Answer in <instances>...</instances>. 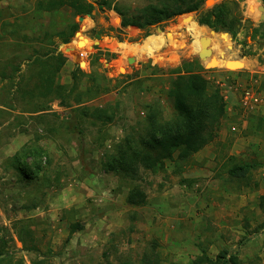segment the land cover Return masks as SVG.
Instances as JSON below:
<instances>
[{
	"label": "rangeland",
	"instance_id": "1",
	"mask_svg": "<svg viewBox=\"0 0 264 264\" xmlns=\"http://www.w3.org/2000/svg\"><path fill=\"white\" fill-rule=\"evenodd\" d=\"M160 1L163 0L116 3L133 13ZM218 1L207 4L205 0L202 8ZM22 2L0 0V20L16 23L0 25V250L1 257L6 254L0 264H34L37 254L42 256L39 264L136 262L153 245L160 264H188L201 251L214 257L224 250L236 256L238 264H264V200L260 199L264 195V114L249 116L237 102L230 108L225 101L226 113L217 126L216 137L185 161L167 159L157 171L141 169L136 179L104 167L125 134L145 120L147 104L156 103L164 118L173 115L171 70L193 58L206 61L197 56V38L189 31V20H182L185 13L151 26L146 36L139 28L132 37L137 40L133 47L125 33L121 34L123 40L109 36L91 40V45L100 48L92 49V63H97V55L101 56L99 62L104 70H111L119 83L106 99L110 119L100 122L54 99L16 90V78L12 76L19 68L26 77L25 85H30L35 81L33 68L25 58L33 51L44 52L55 41V49L68 58L76 48L75 35L88 31L86 20L93 21L91 28L97 22L115 27L120 23L119 14L113 10L97 13L93 9L91 17L82 15L83 20H78L69 8H64L31 18L17 9ZM261 3L264 5L263 0ZM258 4L257 0L241 2L242 24L234 36L214 29L212 33V28L202 25L206 29L200 36H211L213 54L223 56L222 62L203 67L202 73L211 85L220 88L224 99L227 84L241 88L238 79L224 68L237 69L242 64L230 65L227 61L252 57L264 65L263 39L259 35L252 37L253 26L264 30ZM189 13L198 23L195 12ZM72 22H78L79 28L69 38L71 47L63 49L69 43L58 42L54 31ZM14 27L16 31L12 33L10 29ZM172 31L177 32L175 38L181 44L163 42L156 49L140 50L147 37L166 36ZM83 40L78 48L88 46V40ZM127 57L132 59L127 61ZM84 67L85 64L64 67L60 76L67 80L72 70ZM217 74L224 76L225 84ZM258 85V90L264 92V82ZM41 105L48 109L39 123L38 116L27 111ZM25 145H39L46 154L37 163L39 170L30 158H24L32 165L30 177L24 178L12 165V155ZM239 162L253 164L244 179L227 174L228 168ZM133 186L145 191L143 205L126 202V194ZM76 222L82 227L70 231ZM18 232L37 252L25 249Z\"/></svg>",
	"mask_w": 264,
	"mask_h": 264
},
{
	"label": "trees",
	"instance_id": "2",
	"mask_svg": "<svg viewBox=\"0 0 264 264\" xmlns=\"http://www.w3.org/2000/svg\"><path fill=\"white\" fill-rule=\"evenodd\" d=\"M242 1L220 0L204 9L202 7L205 0H163L155 4H147L133 13L120 8L116 0H23L16 6L21 13L29 14L31 18L44 12H54L64 8H69L74 17L91 13L93 9H96L97 13L112 9L120 16V27L110 25L105 27L97 22L95 28L90 31L96 37L113 36L123 40L121 35L124 33L123 27L136 26L143 29L144 36H146L151 26L161 25L162 22H167L179 14L189 12H195L194 18L199 24L206 25L215 31H226L234 36L242 24ZM10 23L14 24H9L7 20H0L1 26L16 25L14 21ZM78 28V22H72L64 28L55 30L54 36L57 37L58 42L70 45L71 39L69 38ZM110 30L114 33L111 34ZM10 31L12 33L16 31L15 27ZM258 35L263 39L261 45H264V30L253 26L252 37ZM55 43V41L52 42L48 50L44 52L35 50L25 58L27 65L33 68L32 76L35 81L30 85H25L26 77L17 68V73L12 76L16 78H14L16 90H23L30 96L38 95L42 98L57 100L64 107L80 104L99 92L110 90L111 86L98 82L91 74H87L80 68L71 71L69 84L61 83L58 74L66 61V56L63 51L55 49ZM98 57L99 55L96 58ZM202 69L203 66L198 60L192 59L183 61L171 70L174 75L170 81L169 94L173 101V115L164 118L156 103L147 104L145 120L137 122L134 129L125 134L115 147L113 154L106 158L105 170L120 172L136 179L141 169L157 171L164 166V161L167 159L185 161L193 152L201 149L216 137L217 126L226 113V102L220 88L211 85L209 79L202 73ZM83 76L88 82L83 92L79 93L76 90ZM12 77H10L11 80H13ZM47 109V105H41L27 112L42 111L36 114L41 123L42 113ZM72 109L78 110L81 115L95 121L104 122L110 119L106 106L84 104ZM45 154V150L39 145H25L19 152L12 155V165L19 173L25 175L24 178L30 177L28 171H31L32 165L24 161V158H30L33 166H36ZM252 166L253 164L247 162L234 163L228 168L227 174L234 179H244ZM37 168L39 170L41 166L37 165ZM260 199L263 201L264 195L260 196ZM125 200L129 205H143L146 202V193L140 187L133 186L128 190ZM81 227L82 225L76 222L71 224L70 231ZM18 237L25 249L37 252L36 248L27 246L20 232H18ZM154 247L153 245L144 252L136 262L124 260L119 264H160L158 252ZM2 253L0 250V260H5L6 254L1 257ZM41 257L37 254L34 264L42 263L40 262ZM202 263L238 264V260L236 256L224 250L214 257L201 251L188 262V264Z\"/></svg>",
	"mask_w": 264,
	"mask_h": 264
},
{
	"label": "crops",
	"instance_id": "3",
	"mask_svg": "<svg viewBox=\"0 0 264 264\" xmlns=\"http://www.w3.org/2000/svg\"><path fill=\"white\" fill-rule=\"evenodd\" d=\"M107 10L109 12H111L112 9H107ZM187 14L188 13H185V14L182 15V20H185L184 17H186ZM247 17H250L251 19H253V16H251V15H249V16L247 15ZM192 21H193V18H192V20H189L188 24H190ZM197 24L199 25V23H197ZM92 25H93V21L86 20L85 28H86V30H88L87 33H82V34L80 33L79 35H75L73 41L76 40V42H77V40H79L81 37H85L88 40L89 44H88V46H85V48H78L77 47L78 45H76V48L73 49V50H76L78 52V56H77V62L78 63L70 61L68 59L69 57L66 58L65 63L63 64V66L59 70V74H58L59 81L61 83L69 84L71 82V75L69 74V77L67 78V80H62V78L60 76L62 69L64 67H69V69H72L75 65H81L82 64V59H83L85 67H84V69H82V68H80V69L83 70L84 72H86L87 74H91L94 78H96V80L98 82H101L103 84L111 86V88H110L109 91H105V92L102 91V92H99L98 94L94 95L91 98H87L85 101L81 102L80 104H74L71 107H67L69 109H72L73 107H76L78 105H84V104L85 105H89L90 104V105H94V106L104 107L105 104L107 103L106 99L109 96V94L114 92V91H116L118 89V87H119V83H117V81L112 77L111 70L108 69L107 71H105L104 67L99 62L101 60V56H99L98 58H96L94 60L97 63H92V59H91V57H92V54H91L92 53L91 52L92 49L93 50H97V49H100V48L98 46H96V45L95 46L91 45V40L93 41V39L95 40L97 38H104L102 36L101 37H96L94 34L91 33L90 30L92 29L91 28ZM199 26L204 27L202 25H199ZM115 27H120V23H119V26H115ZM204 29H206V28L204 27ZM122 30L124 31V33L130 39V45L132 47L135 46L137 44V40H135L133 38L138 33L139 28L136 27V26H133V25H128L126 27H123ZM172 32H174V31H172ZM174 35L176 36L177 32H174ZM201 36H209V35H201ZM106 37H108V36H106ZM209 37L211 38L210 39V42H211V40H213V38L211 36H209ZM108 38H113V36H109ZM95 41H93V42H95ZM84 42L85 41L83 40L82 43H84ZM73 45L74 44L72 42V46ZM89 46L91 47L90 49H89ZM70 47H71V45L68 44V45L63 46V49L70 48ZM199 48H200V45H199ZM197 50H199V49H197ZM81 51L84 53L83 57H81L79 55V52H81ZM213 53H214L213 48H211V54H212L211 57L214 60L221 62L223 56L220 55V54L216 55V54H213ZM129 58H131V57H127L126 60L130 61ZM193 59H196V58H193ZM190 60H192V59H190ZM197 60L200 63V65H202L203 67L206 66L205 65L206 61L204 63H202V62H200L199 59H197ZM238 61L242 64L241 68H237V69L224 68V71L229 73V74H231L233 77H236L238 79L237 82L240 83V85H241V88L240 89H237L236 87L233 88L231 85L227 84V89L225 90V92H226L225 101L229 103L228 106L230 108L233 107L234 103H236V102H237V104H239V98H240V95H241V91H242V89L244 87L248 86L249 88L253 89L261 98L260 104L258 105V107L255 110H253L252 112H249V116L256 115V114L257 115L258 114H264V92L258 90V87H259L258 84H262L264 82V65H260L259 62L257 61V59H254L252 57L240 59ZM216 72L219 73V71H216ZM217 75H218L217 76L218 78H221V79L224 80V76H222L220 74H217ZM248 77H249V79H247ZM240 80L242 81V83L240 82ZM217 81H219V79H217ZM87 82L88 81H87L86 77L82 78V82L79 84L78 89L76 91L79 92V93H82L83 90L85 89V86H86ZM225 83L226 82L224 80V82H222V85L225 84ZM122 84H124V82ZM41 112L42 111L35 112V113H30V112H27V113L28 114H37V113H41Z\"/></svg>",
	"mask_w": 264,
	"mask_h": 264
},
{
	"label": "water",
	"instance_id": "4",
	"mask_svg": "<svg viewBox=\"0 0 264 264\" xmlns=\"http://www.w3.org/2000/svg\"><path fill=\"white\" fill-rule=\"evenodd\" d=\"M260 4L257 5V9L259 10L260 14H259V18L261 20H264V5L261 3L262 0H257ZM206 3H208V0H206ZM86 16H91V13H87L85 14ZM84 16L80 15L78 16V20H83ZM193 16L192 14L188 13L186 17H184L185 20H192ZM210 32L214 33L215 31L213 29H210ZM222 34L227 35V32H222ZM83 39H86L85 37H81L79 40H77L76 45H79L80 43L83 42ZM210 37L209 36H200L199 37V45L200 48L197 52V55L200 59L206 60V66L209 64H212V62L214 61V59L211 57V48L209 46L210 43ZM77 56H78V52L76 50H72L69 54V59L71 60H75L76 63L77 62ZM208 59V60H207ZM129 60H131V58H129ZM228 64H232V63H239L238 60H234V61H229L227 62Z\"/></svg>",
	"mask_w": 264,
	"mask_h": 264
},
{
	"label": "bare ground",
	"instance_id": "5",
	"mask_svg": "<svg viewBox=\"0 0 264 264\" xmlns=\"http://www.w3.org/2000/svg\"><path fill=\"white\" fill-rule=\"evenodd\" d=\"M213 0H208V3H212ZM189 31L197 38V42H196V48L199 49V36L202 32L205 31L204 27L199 26L195 21H192L189 25H188ZM206 28V27H205ZM191 34V35H192ZM217 35V34H216ZM227 36V35H226ZM176 36L174 35V32L168 33L166 36L165 34H159L158 36H149L147 37L143 43H141L140 46V50H144V51H149L152 49H156L159 47V44L166 42V43H172L174 45L176 44H181V42H179L176 38ZM228 38V37H227ZM226 39V38H224ZM165 40V41H164ZM228 40V39H227ZM212 41V40H211ZM211 43V42H210ZM122 46V45H121ZM131 46V45H130ZM128 50V49H127ZM198 51V50H197ZM155 55V54H154ZM212 55V54H211ZM150 56V55H149ZM220 61H216L214 60L212 62V64L214 63H218ZM222 62V61H221ZM82 64H84V62L82 61ZM241 63H234L233 65H240ZM232 65V64H230Z\"/></svg>",
	"mask_w": 264,
	"mask_h": 264
},
{
	"label": "built area",
	"instance_id": "6",
	"mask_svg": "<svg viewBox=\"0 0 264 264\" xmlns=\"http://www.w3.org/2000/svg\"><path fill=\"white\" fill-rule=\"evenodd\" d=\"M79 55L83 57L84 53L81 51L79 52ZM260 102H261L260 96L253 89L249 88L248 86L242 89L239 98V106L243 110L247 112H252L258 107ZM231 128L234 130L236 129V126L233 125Z\"/></svg>",
	"mask_w": 264,
	"mask_h": 264
}]
</instances>
